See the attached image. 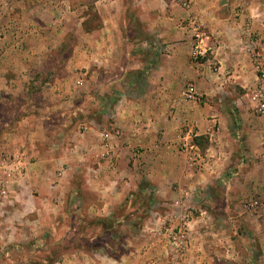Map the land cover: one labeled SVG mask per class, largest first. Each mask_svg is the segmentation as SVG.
I'll use <instances>...</instances> for the list:
<instances>
[{
    "label": "rangeland",
    "instance_id": "374dc122",
    "mask_svg": "<svg viewBox=\"0 0 264 264\" xmlns=\"http://www.w3.org/2000/svg\"><path fill=\"white\" fill-rule=\"evenodd\" d=\"M132 1L0 0V264H264V0ZM114 14L137 52L182 62L151 68L163 103L112 82L96 41ZM172 121L158 159L128 161Z\"/></svg>",
    "mask_w": 264,
    "mask_h": 264
},
{
    "label": "crops",
    "instance_id": "0c3cea01",
    "mask_svg": "<svg viewBox=\"0 0 264 264\" xmlns=\"http://www.w3.org/2000/svg\"><path fill=\"white\" fill-rule=\"evenodd\" d=\"M132 2L134 4L139 3L142 6V8L149 7V9H155V8H153L155 6H151L152 3L150 2V0H133ZM165 11H167V8H165ZM170 11H171V13L177 12L178 13L177 15H180V16H182V14L184 15V11H182L180 8L175 7L174 11H172L170 8ZM115 15L116 14H114L113 19H110L108 16H106L105 20H104V25L101 27V32H100V30L97 31V32H100L102 34H108L109 33V37H107V40L110 41L111 38L114 37L113 41L110 43V45H108L107 49L104 47V45L107 44V41H104L105 39L103 37H98V39L103 40L102 42H100L99 40L96 41L98 44L97 48H101V53L103 52L102 53L103 55H104L105 50L107 51V54L112 55V60L110 62V63H112L111 65H113L114 67L118 66V67L123 68V71L120 73V79L115 80L114 78H112V82L118 81L119 83L125 85L124 86L126 88L125 92L127 93V97H129L128 98L129 100L138 98L139 93L142 94L143 92H146L145 90H147V88L150 86L149 87L150 90H148L146 93H143L144 98L146 96L147 98H150L153 101H155V99L159 100V104L163 103V100L167 96L168 90L163 89V88H166V86L164 84H162V81H164L166 79H163L161 76L158 77L156 74L154 75L153 71L155 70V68H165L167 66L175 67V68L182 67L183 66L182 62L180 60H176L175 58H174V60H168L166 58V59H161L158 61L153 59L151 50H148V48L151 49L150 45L145 46L146 48H143L141 46L140 48H138V52H137V49L135 48L137 46H135L133 43L131 45V41H129L128 38H125V35L122 34V31H121L122 28H120V27L116 28V25H114V22H115L114 18L116 17ZM162 23H165V21H162L161 23H159L156 26L155 31L157 33L158 32L161 33L162 30L164 29L162 26ZM151 29H153V28H151ZM149 30L150 29L148 28V31ZM164 30H166L165 32H163L164 34H162L164 36H169L171 34V32L173 33V30L176 32V35H177V33H179L178 30H175L173 28H168V29H164ZM110 33H111V36H110ZM123 42H128L127 46ZM130 47H133V48L130 50ZM139 52L141 53V55ZM101 53H100V55L98 54L96 56L95 60H93V59L89 60V58L84 60L85 56L82 55L81 60H80V65L88 67V66H91L93 64L95 65L96 60L99 63L104 62L105 58L104 57L101 58ZM141 68H144V70H141ZM151 68H153V71L151 70ZM178 73L182 74L181 72H178ZM115 74H119V73L115 72L113 77H115ZM179 81L182 82L183 80L181 78H180V80H179V78L172 79L170 81V84L172 86L176 87V85L178 83L181 84ZM168 84H169V81H166V85H168ZM142 86H143V89H141ZM159 104L155 103L154 104L155 107H152L151 110L149 111V113H152L153 115H155L157 113V107H158L157 105H159ZM116 108L117 107H115V109ZM176 110L177 111L175 112V114L179 115V112H178L179 109H176ZM123 112H127L126 115L129 118L131 117L132 125H130V124L128 125V127H130V128H131V126L135 127V125H138L139 121L142 120V119H140V117H142V115H144V117H145V115L148 113L147 111H145L143 109V107H140L139 105H137V103L135 101L133 102L131 107H129L127 109V111H123ZM164 119H167V118H164ZM193 119H196V118H193ZM197 120L199 121V118H197ZM212 121H214V120H212V119L208 120V118H207V120L206 119L204 120V122L207 123V127L211 126L210 122L212 123ZM161 123L162 122H159L157 124V126H159L160 133L162 132L164 134L163 138H161V135L160 134L158 135L157 132L152 134V129H148L151 132L149 138H147V136H149V135L144 134V135H147L145 138H142L141 136H139L138 138H136L137 142L135 141V139L130 141L131 145H128V147L130 149H133V150L131 152L132 155L127 158L129 162L135 164V162L137 160L136 159L137 156H136V153H135L134 148H133V147H135L136 144H138L142 148H147V151H149L150 154L155 155L156 151H154L153 148L163 146V140H165V137H168L169 134L172 135V133L180 131V130H178V122L177 121L176 122L172 121L170 123L169 126L173 125V128H170L169 126L162 128L166 123H164L163 125H161ZM141 124L144 126L147 123H141ZM143 130H147V128H145V129L143 127L140 128V131H143ZM165 146H166V144H165ZM155 159H158L156 155H155ZM180 171H181V174L183 176L184 175L183 169L181 168ZM147 176L149 177V179H153L150 176V172L147 173ZM117 177H119V176L116 175L114 178H117ZM159 177H160V179H162L164 181L162 183L167 182V179L169 178V177H166V174H161V173H159ZM180 185H181V187H180L181 190H179L180 192L170 191V193L167 192L166 194H171V196L174 195L175 197L184 195L183 191L186 190V187L182 185V181H180ZM170 187L171 186L167 185V190ZM183 188L185 190H182ZM162 192L163 191H161V194H162ZM97 196L103 197L102 194H100V192L97 193Z\"/></svg>",
    "mask_w": 264,
    "mask_h": 264
},
{
    "label": "built area",
    "instance_id": "2783aa9c",
    "mask_svg": "<svg viewBox=\"0 0 264 264\" xmlns=\"http://www.w3.org/2000/svg\"><path fill=\"white\" fill-rule=\"evenodd\" d=\"M205 53H206V49H205V48H202V47H200L199 45L196 46V48H195V54H196L197 56H204ZM189 97H192V95L189 94ZM257 111H258L260 114L264 115V102L261 103V104L257 107ZM191 147H192V148H197L196 144H195V145H192Z\"/></svg>",
    "mask_w": 264,
    "mask_h": 264
},
{
    "label": "trees",
    "instance_id": "16d2710c",
    "mask_svg": "<svg viewBox=\"0 0 264 264\" xmlns=\"http://www.w3.org/2000/svg\"><path fill=\"white\" fill-rule=\"evenodd\" d=\"M195 142H196V138H195ZM196 143H198V142H196Z\"/></svg>",
    "mask_w": 264,
    "mask_h": 264
}]
</instances>
